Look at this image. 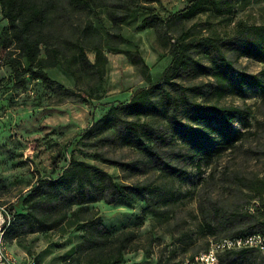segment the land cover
<instances>
[{
  "label": "rangeland",
  "instance_id": "1",
  "mask_svg": "<svg viewBox=\"0 0 264 264\" xmlns=\"http://www.w3.org/2000/svg\"><path fill=\"white\" fill-rule=\"evenodd\" d=\"M54 1L47 20L34 28L41 42L38 58L48 59L55 50L62 64L43 68L44 72L51 80L86 95L80 99L36 79L14 41L0 51V264H87L90 254L77 248L85 241V231L74 227L75 218L51 230L26 233V226L19 225L13 233H3L13 221L12 214L32 210L24 201L31 188L59 176L72 159L97 166L127 188L140 183L153 187L146 191L150 209L139 197L132 199V207L125 202L91 205L111 234L138 229L140 249L126 252L120 264H176L203 251L210 239L251 226L250 209L258 206L250 198L254 193L250 188L264 182V91L239 87L237 76L244 73L264 80V57L245 55L239 38L244 28L264 25V0H223L233 7L229 14L220 15L206 4L191 18L162 25L158 33L147 26L152 13L143 6L166 18L187 0H86V7L70 0ZM109 14H115L116 22ZM7 25L0 8V35ZM188 29L192 31L186 41L208 37L222 42V51L233 63L229 78L235 86L218 98L214 73L221 69L212 56L198 49L192 52L187 72L151 90L149 113L139 117L140 122L153 124L156 136L163 137V143L154 138L160 149L158 160L145 157L136 145H122L120 128L112 129L106 142L85 138L109 110L126 104L135 91L147 87L126 53L137 51L157 82L172 59L173 44ZM79 47L92 63L95 49H100L105 58L100 79L79 70ZM67 64L71 73L63 68ZM166 93L180 103L188 99L240 110L230 124L244 135L225 146L213 129L223 126L220 119L198 123L189 104L165 105ZM123 117L135 119L128 113ZM177 121L208 128L198 142L214 150L210 157L194 156L189 136L181 132ZM95 153L114 163L94 158ZM172 168L185 174L179 176ZM157 186L161 191L154 189ZM169 194L174 199L165 204ZM256 216L261 218V211ZM209 227L215 234L209 233ZM220 264L228 260L223 258ZM236 264H264V258L248 253Z\"/></svg>",
  "mask_w": 264,
  "mask_h": 264
},
{
  "label": "trees",
  "instance_id": "2",
  "mask_svg": "<svg viewBox=\"0 0 264 264\" xmlns=\"http://www.w3.org/2000/svg\"><path fill=\"white\" fill-rule=\"evenodd\" d=\"M70 1L79 6L86 7L88 5L86 0ZM157 1L147 0V3ZM54 3V0H0L2 14L8 23L6 30L0 35V51L8 48L10 42L14 41L17 44L16 48L21 52L28 65V70L36 79L55 85L57 89L68 95L85 99V93L62 86L58 82L51 80L44 72L43 68L62 64L55 50L52 51L48 59L38 58L41 42L36 39L34 28L47 20L49 9ZM206 4L211 7L214 13L219 15L229 14L233 7L230 2L223 0H187L183 8L166 18H161L150 7L143 6V9L148 13H152V16L146 19L147 26L154 28L158 33L162 25H173L183 19L191 18L202 11ZM109 18L116 22L115 14H109ZM191 31V29L186 30L181 34L180 40L175 41L171 51L172 59L157 82L153 81L148 65L137 51H128L126 53L131 64L138 69L143 77L147 87L135 91L126 104L118 105L116 108L109 110L105 116L86 132L85 138L88 140L92 139L95 143L106 142L112 137L110 131L120 128L123 130L119 138L122 145H136L145 157L158 160L160 158L158 155L160 149L157 148V141L154 138H160V142L163 143V137L156 136L153 124L140 122L139 117L149 113V107L152 104L150 98L151 90L158 83H172L182 73L187 72L192 66V52L198 49H202L205 54L212 56L217 66L221 69L214 73V81L216 82L214 94L221 98L229 87L235 86L232 84L231 78H229L233 63L228 60L222 51V42L208 37L193 38L186 41L190 37ZM239 41L245 55H253L255 58L264 57V25H253L244 28L241 30ZM94 53L96 60L92 63L84 49L79 47L77 52L78 68L85 75L96 76L100 79L105 58L99 48H96ZM35 63L37 68H33ZM63 68L69 73L72 72L70 64ZM237 77L240 82L239 87H254L264 91V80L256 75L240 73ZM164 104L175 108H178L180 104H189L194 113L193 119L198 123L220 119L223 122V126L213 129L222 136L225 146L233 145L235 141L244 135L243 132L232 128L230 124L240 110L218 109L214 106L190 102L188 99L180 103L168 93L164 96ZM231 111H234V113L231 114ZM127 113L133 115L135 119H125L123 116ZM176 124L181 128L183 134L189 136V141L193 145L191 151L194 152V156L202 154L204 158H207L212 155L213 149L198 142L199 138L206 137L207 127H193L188 123L178 121ZM93 157L103 162L114 163L100 153H95ZM190 158L193 161V157ZM197 167H199V163H197ZM172 172L177 173L179 176L185 174L184 171L176 168H172ZM152 189L153 187L146 185V183L136 184L131 188H127L121 183L113 181L107 172L97 166L82 160L72 159L59 176L53 179L41 180L31 188L24 201L32 207V210L26 214H12L13 221L9 223L3 233L7 236L13 233V229L19 225L26 226V233L51 230L63 226L75 218L74 227L85 231V241L78 244L77 248L82 251L86 250L88 255L90 254L87 264H120L126 252L140 249L136 244L138 229L134 227L111 234L97 216L98 211L93 209L91 205L100 201L107 205L125 202L128 207H132V199L139 197L145 203L148 202V208L150 209L146 191H152ZM154 189L161 191L162 188L157 186ZM250 190L254 192L250 198L257 202L258 206L256 210L249 212L254 223L245 229L236 231L233 235L217 238L236 237L254 230H264V182L254 184ZM169 198V200L164 201L165 204L174 199L171 194H169ZM255 211H261V218L258 219ZM208 230L210 234H215L214 229L209 227ZM208 242L203 251L207 250ZM248 253H256L264 258V253L253 249L226 251L219 254L218 264L221 263L223 258L228 260V264H236L239 259H242ZM197 254L189 256L187 260H193ZM185 261L186 259L176 264H184Z\"/></svg>",
  "mask_w": 264,
  "mask_h": 264
},
{
  "label": "built area",
  "instance_id": "3",
  "mask_svg": "<svg viewBox=\"0 0 264 264\" xmlns=\"http://www.w3.org/2000/svg\"><path fill=\"white\" fill-rule=\"evenodd\" d=\"M244 249L264 253V230H254L236 237L212 238L206 251L197 254L191 261L186 260L184 264H218L219 254Z\"/></svg>",
  "mask_w": 264,
  "mask_h": 264
}]
</instances>
